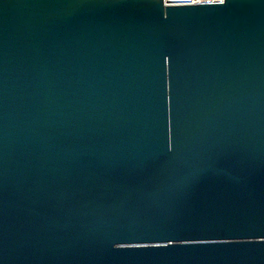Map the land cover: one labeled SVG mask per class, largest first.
I'll list each match as a JSON object with an SVG mask.
<instances>
[{"label": "water", "instance_id": "95a60500", "mask_svg": "<svg viewBox=\"0 0 264 264\" xmlns=\"http://www.w3.org/2000/svg\"><path fill=\"white\" fill-rule=\"evenodd\" d=\"M198 1L0 0V264H264V0Z\"/></svg>", "mask_w": 264, "mask_h": 264}, {"label": "built area", "instance_id": "2783aa9c", "mask_svg": "<svg viewBox=\"0 0 264 264\" xmlns=\"http://www.w3.org/2000/svg\"><path fill=\"white\" fill-rule=\"evenodd\" d=\"M213 2H220V1H213ZM187 3H189V4H197V3H200V1L195 3V2H193V0H188Z\"/></svg>", "mask_w": 264, "mask_h": 264}]
</instances>
